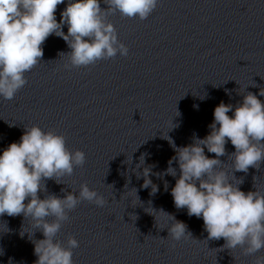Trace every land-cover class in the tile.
<instances>
[{
	"label": "clouds",
	"instance_id": "obj_1",
	"mask_svg": "<svg viewBox=\"0 0 264 264\" xmlns=\"http://www.w3.org/2000/svg\"><path fill=\"white\" fill-rule=\"evenodd\" d=\"M64 2L0 0V97L3 99L12 100L26 85L25 74L42 60L43 45L53 34L71 49L59 53L67 58L65 68L88 67L117 54L127 56L129 49L118 39L108 17L119 12L122 17L145 20L157 8L159 0H103L106 8H101L100 0H68L58 22L55 13ZM65 25L67 33L63 31ZM241 95L242 102L235 106L221 101L214 108V120L204 138L194 136L191 144L177 147L171 137L163 135L175 152L168 168L153 173L155 165L145 166L148 154L142 153L136 168L143 166V171H137L136 176L143 177L141 187L151 188L150 195H155L159 188L150 176L177 177L172 164L178 163L179 175L171 188L174 206L186 208L189 217L202 218L207 240L224 239L222 250L239 248L243 255L255 257L254 264H264V255H257L264 249V192L257 188L242 191L239 186L243 178L235 176L236 172L246 174L250 168L258 169L264 163V102L250 91ZM259 96L264 97V87L260 88ZM174 127L178 125L172 123L171 128ZM229 141L235 148L232 153L226 151ZM205 149L215 154L214 158L206 155ZM226 155L231 159V179L220 159ZM85 162V153L70 150L64 135L36 125L25 127L19 142L10 143L0 154V216L31 218L33 226L42 232L43 239H33L34 232H28L37 257L34 264H74L73 249L79 242L73 236L66 243L57 239L62 223L82 201L100 207L107 203L87 183L80 185L78 194L65 189H61L65 192L63 197L48 193L47 180L58 183V178L71 176L74 168L83 167ZM164 187L167 191V181ZM132 190L137 195V189ZM39 193L47 195L41 199ZM156 212L171 221L167 230L173 240L193 238L186 223L162 209Z\"/></svg>",
	"mask_w": 264,
	"mask_h": 264
}]
</instances>
